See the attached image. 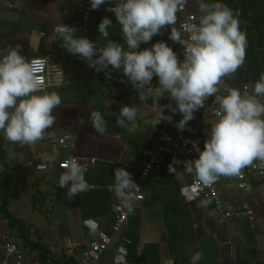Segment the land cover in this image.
<instances>
[{"label": "crops", "instance_id": "obj_1", "mask_svg": "<svg viewBox=\"0 0 264 264\" xmlns=\"http://www.w3.org/2000/svg\"><path fill=\"white\" fill-rule=\"evenodd\" d=\"M78 4L90 6V0H0V57L7 54L10 46L19 45V52L26 59H46L47 62L41 61L46 67L42 92L55 91L62 101L53 111L56 122L43 140L21 147L4 138L2 146L10 169L7 210L28 227L32 242L48 249L50 260H56V264H65L63 258H73L75 264L80 263L92 236L82 226L83 220H94L102 230L109 231L114 218L113 200L103 216L84 217L92 211H103V205L100 209L102 203L83 202L79 195L68 199L66 187L58 186L60 174L66 171L60 170L58 163L62 159L77 158L76 164L82 168L89 185H94L91 180L97 176L101 163L120 164L138 171L141 150L155 144L157 138L150 126L153 108L166 103V93L163 97L149 96L144 103L136 101V90L121 70H110L111 78H108L104 71L97 72L87 61L60 46L63 41L50 32L59 24L75 27L79 37L92 32L97 37H92L91 42L98 46L111 40L109 36L107 39L101 37L98 32L101 21L95 20V14L103 12L97 10L90 12L85 33L77 29L81 16L73 8ZM177 16L179 20V14ZM116 29L114 32L118 36L111 41L119 43L122 33L119 27ZM108 31L110 33L111 29ZM161 31L160 41L179 56L181 45L168 38L171 28ZM108 81L110 86L106 85ZM151 84L159 86L156 82ZM122 106L138 109V129L134 134L126 129H116V116ZM97 109L107 122L103 134L93 126L88 132L84 128L86 122H91V113ZM57 133L60 134L55 136ZM62 137H68L71 148L61 149L58 140ZM131 145H139V159L130 154ZM38 165H46L47 169L38 171ZM169 165L165 164L158 178H149L143 189L145 199L137 205L140 224L136 258L146 263L141 252L144 247L155 245L159 264H173L175 260L179 264H264V184L252 191H239L234 187L235 180L226 187V177L215 182L227 210H239L247 203L254 211L252 224L247 220L229 221L216 217L206 201L183 203L177 193L187 179L182 170L175 169L170 173ZM2 172L0 165V174ZM0 233L9 234L21 245L18 229L8 226L1 213ZM176 236H180L177 241ZM114 251L115 247H111L98 262L89 264H118L114 260ZM25 254L30 264H39L36 251L25 249ZM2 258L0 254V264Z\"/></svg>", "mask_w": 264, "mask_h": 264}, {"label": "clouds", "instance_id": "obj_2", "mask_svg": "<svg viewBox=\"0 0 264 264\" xmlns=\"http://www.w3.org/2000/svg\"><path fill=\"white\" fill-rule=\"evenodd\" d=\"M188 0H117L107 9L114 14L120 26L124 44L108 40V29L112 21L102 18L98 25L106 45L98 46L86 37L76 36V28L64 24L55 26L54 31L63 41L60 45L68 53L87 61L97 72L121 70L128 82L138 91L140 101L167 93L172 104L154 109L150 122L155 127L162 121L171 122L172 115H165L167 108L173 115L182 114L175 127L184 131L193 120L194 113L205 107L209 97H214L217 106L213 110L215 121L211 124L209 138L201 151L193 142L198 158L188 161L174 160L183 164L184 170L195 176L203 185H211L220 177H241L242 170L255 166L264 168V73L254 84L244 85L243 92L229 88L221 95L219 85L224 77H231L243 66L246 58V34L240 30L238 14L222 3H199L201 15L198 20L175 25L178 12ZM113 0H90L92 10H98ZM171 28L169 39L183 46V60L165 42L158 41L151 48L140 50L154 36L162 35V29ZM186 34L187 38H184ZM20 46L9 47L7 54L0 57V133L13 144L33 145L45 137L48 129L56 122L53 111L62 101L58 93L42 92L41 77L35 65L46 59L28 60L19 52ZM158 77V87H153V77ZM251 89V92H249ZM138 109L122 106L116 116V125L129 133H136ZM94 130L106 132L103 116L98 111L91 113ZM172 164L169 172H175ZM115 182L109 186L129 211L140 187L125 168L114 170ZM69 182L71 185L69 186ZM58 186L67 187V197L90 190L78 165H69L60 174ZM241 187H248L241 185ZM250 190V189H249Z\"/></svg>", "mask_w": 264, "mask_h": 264}, {"label": "built area", "instance_id": "obj_3", "mask_svg": "<svg viewBox=\"0 0 264 264\" xmlns=\"http://www.w3.org/2000/svg\"><path fill=\"white\" fill-rule=\"evenodd\" d=\"M115 2H117V0H113V4L106 3L104 5H101L97 11L114 16V14L110 11H107V9L114 6ZM190 3L191 0H188L184 9L178 12L180 16V19L177 23L178 28L180 24L188 21L190 17H195L198 20L199 16L201 15L189 11ZM73 11L78 12L81 16V21L78 24L77 29L85 33L88 17L90 15V12L92 11L91 6L78 4L73 8ZM54 28L55 26L51 28L50 32L53 35H57L54 31ZM41 36H44V33H42ZM184 38H187L186 34L184 35ZM183 51V46H181V52L178 56L180 60H183ZM35 67L37 70V74L41 77V85L43 88L46 81L45 64L43 62H38ZM153 78V82H156L158 84V77L154 76ZM106 85L110 86V82H106ZM134 99L140 103L145 102V100L140 101L137 90L135 92ZM168 100L169 104H172V107H176L174 101H171L169 97ZM216 107L217 106H214L213 104L208 105L205 102V107L199 109L194 113L195 118L191 121L196 123V127H201L199 136L194 138H189L182 132L169 131L170 124L167 121H162L160 124L153 127L157 134L156 142L155 144L147 146L141 150V159L139 161L140 168L138 170V177L135 181L140 188L135 191V199L132 203V210L129 211V209L124 206L121 199L115 195L114 190H109L110 185H107L105 187L106 192L112 197L113 200V222L110 225L109 231H105L102 230L99 224L94 220L86 219L82 221V226L92 236L85 250L82 252L79 264L98 262L101 259V256L111 247H115V262L118 264L126 263L130 240L124 237L123 233L127 228L129 218L137 209V205L144 201L145 195L143 192V188L148 183L149 178H158L162 172L163 167L167 163L172 164L173 167L177 170H182L184 177L187 179L185 184L178 189L177 193L178 197L183 203L192 204L206 201L207 203H210L212 211L214 212L216 217L229 221L247 220L250 224L253 223L254 211L249 204L245 203L239 210H227L216 183L211 185H203L197 181L194 175L189 174L184 170V165L182 163L173 164L174 160L188 161L198 158L199 153L194 150L193 142L198 145L201 151L204 149L205 141L209 138L208 134L210 132L211 124L215 121L213 110ZM155 108L156 107L153 108V115H155ZM176 113H178V111ZM67 141L68 137H62L58 140V145L61 147V149L65 150L72 147L71 145H68ZM77 162L78 159L75 157L62 159L58 163V168L60 170L67 171L69 165H74ZM254 164L255 166L243 169L241 177H234L235 189L239 191H247L248 187H241V185L248 186L250 178L255 180H264V168H261L259 166V161L254 162ZM46 169V165H38L36 167V170L38 171H45ZM90 186L91 187L89 191L98 189V187L94 185ZM0 254L3 257L1 264H30L28 259L26 258V254L21 248V245L14 242L7 233H0Z\"/></svg>", "mask_w": 264, "mask_h": 264}, {"label": "trees", "instance_id": "obj_4", "mask_svg": "<svg viewBox=\"0 0 264 264\" xmlns=\"http://www.w3.org/2000/svg\"><path fill=\"white\" fill-rule=\"evenodd\" d=\"M208 3H222L228 6L230 9L233 10L234 14H238V19L240 21V30L246 34L247 44H246V58L242 67H240L234 75L231 77H224L221 83L225 87V91L229 88H237L243 92L244 85L246 84H254L256 81L259 80V77L262 73H264V0H207ZM108 17L112 21V26L110 27L111 32L109 33V39L115 40L114 38L118 35L115 34L114 30H116V26L120 28L118 23H116L115 17L111 15H107L104 13H97L95 14V20H102V18ZM122 35V34H121ZM76 36H80V34H76ZM87 39L90 41L93 39L92 37H97L92 35L90 32L85 35ZM162 35H157L152 38V40L148 43H143L140 46V50L146 49L147 47H152L153 44L160 41ZM101 41V40H100ZM103 43V42H102ZM120 44H124L123 38H121ZM101 44V43H100ZM107 44V42H105ZM104 45V43L102 44ZM111 66H109V72L111 74ZM154 79V78H153ZM153 80L151 81V83ZM251 92V89H249ZM166 103L165 105L169 104L168 96L165 94ZM259 99L264 102V97H259ZM214 97H209L206 101L208 105L214 103ZM165 115H172V121L169 122L170 129L169 131L172 132H182L189 138H194L199 136L201 127H196V123L190 121L187 125V128L184 131H178L175 127V124L182 119V114L175 113L174 115L165 108ZM4 143V136L0 133V165L3 166V172L0 174V213L3 215V218L7 221V225L11 228H17L19 231V239L21 242V248L25 253V249L29 251H36V260L39 264H45L51 261L53 264H56V260L52 261L49 257L48 249L38 243L32 242L30 240V233L28 227L20 220H16L12 217V215L7 210V203H8V196L10 195L11 191V183L8 181L7 176L9 174V167L6 164V157L5 152L2 148ZM139 145H131V155L134 158H140L137 155L139 150ZM116 168H125L132 176L134 181H136L138 177L137 170L123 166L120 164H108V163H101L100 170L96 177L91 180L98 189L83 192L79 195L82 201L87 203H95L96 205L100 204V209L103 205V211L99 213H89L87 215H83L84 217H92L94 216H103L104 212H108L110 207V203L112 197L106 192L105 187L107 185H112L115 182L114 177V170ZM162 173V172H161ZM262 184H264V180H255L250 178V182L248 183L247 191H252L254 189L259 188ZM146 187V185L144 186ZM145 189V188H143ZM250 189V190H249ZM93 200V201H91ZM91 201V202H90ZM139 224L140 218L139 213L137 210L133 212L130 216L128 225L125 232V237L130 240V245L128 246V256L126 262L128 264H159V256H158V248L155 245H149L144 247L143 251L141 252V257L146 258L147 262H142L141 259L136 258V241L138 238V231H139ZM173 234V233H172ZM174 235V234H173ZM180 236H176V241L179 240ZM180 243H183L181 239ZM85 250V249H84ZM83 250V251H84ZM27 258V256H26ZM65 264H75V259L68 258L67 260L63 258ZM173 264H179L176 260Z\"/></svg>", "mask_w": 264, "mask_h": 264}, {"label": "rangeland", "instance_id": "obj_5", "mask_svg": "<svg viewBox=\"0 0 264 264\" xmlns=\"http://www.w3.org/2000/svg\"><path fill=\"white\" fill-rule=\"evenodd\" d=\"M200 2H201V0H191L190 6H189V11L190 12H194V13H198V15L201 14L199 12V7H198ZM203 2L204 3H208L207 0H203ZM219 88H220V93L219 94H221V95H226L227 94V92L225 91V87H224V85L222 83H220ZM97 111L101 113L100 109H97ZM104 122H105V125H106L107 124L106 120H104ZM91 127H92V122H86L85 123V126H84L85 131L88 132V129L91 128ZM116 129H121V128L117 127ZM123 133H124V131L122 132V135H123ZM59 134L60 133H57L55 136H58ZM226 179H227V183L224 184V187H226L225 185H231L233 180H234L233 177H226ZM178 181H179V183L181 182L180 179H178ZM182 182H184V180Z\"/></svg>", "mask_w": 264, "mask_h": 264}]
</instances>
